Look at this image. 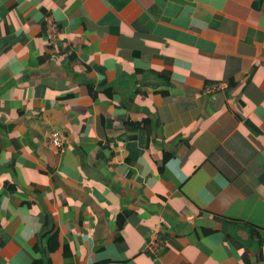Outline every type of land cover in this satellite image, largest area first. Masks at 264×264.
Returning <instances> with one entry per match:
<instances>
[{"label":"crops","instance_id":"1","mask_svg":"<svg viewBox=\"0 0 264 264\" xmlns=\"http://www.w3.org/2000/svg\"><path fill=\"white\" fill-rule=\"evenodd\" d=\"M258 1L0 0V264H264Z\"/></svg>","mask_w":264,"mask_h":264},{"label":"built area","instance_id":"2","mask_svg":"<svg viewBox=\"0 0 264 264\" xmlns=\"http://www.w3.org/2000/svg\"><path fill=\"white\" fill-rule=\"evenodd\" d=\"M56 27L54 23L51 20H47L46 22V36L48 39V42L50 44L54 43V39L56 38ZM219 88L220 85H210L206 89L207 91H212L214 89ZM47 143L52 144L55 147H59L61 145V136L57 130L51 131L49 134V137L46 139ZM164 247V241H157L155 239L150 240L147 249L152 250L153 252L161 253Z\"/></svg>","mask_w":264,"mask_h":264},{"label":"trees","instance_id":"3","mask_svg":"<svg viewBox=\"0 0 264 264\" xmlns=\"http://www.w3.org/2000/svg\"><path fill=\"white\" fill-rule=\"evenodd\" d=\"M262 0H259L258 1V3H260ZM256 206H255V208L251 211V213H252V216L254 215V217H255V215H257V212L259 213V210H257L256 211ZM258 208H260V207H258ZM250 209L251 208H247V210H249L250 211ZM256 222H260V224H263L264 223V219H260L259 221H256ZM163 235H162V238H163V241L165 242V239H166V237L169 235L168 234V231H165L164 233H162ZM105 262V261H104ZM104 262H102V263H95V264H103ZM34 264H36V263H34ZM37 264H39V263H37Z\"/></svg>","mask_w":264,"mask_h":264},{"label":"water","instance_id":"4","mask_svg":"<svg viewBox=\"0 0 264 264\" xmlns=\"http://www.w3.org/2000/svg\"><path fill=\"white\" fill-rule=\"evenodd\" d=\"M245 124L251 127L252 129H256L255 125L248 119L245 120Z\"/></svg>","mask_w":264,"mask_h":264}]
</instances>
